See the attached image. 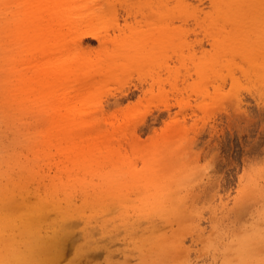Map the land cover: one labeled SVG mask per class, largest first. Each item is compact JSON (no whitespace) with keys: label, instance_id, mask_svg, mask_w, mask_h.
Returning <instances> with one entry per match:
<instances>
[{"label":"rangeland","instance_id":"rangeland-1","mask_svg":"<svg viewBox=\"0 0 264 264\" xmlns=\"http://www.w3.org/2000/svg\"><path fill=\"white\" fill-rule=\"evenodd\" d=\"M111 2L110 51L143 38L148 51L118 57L107 76L103 63L100 73L73 75L74 89L92 97L78 126L57 127L19 105L11 116L17 104L1 102L9 110L0 180H18L17 164L29 170L28 192H16L12 209L41 225L38 258L264 264V0ZM10 31L0 26L2 59ZM82 43L99 48L95 38ZM9 76L1 62L0 83ZM74 135L85 142L75 145ZM47 190L63 203L49 201L38 219Z\"/></svg>","mask_w":264,"mask_h":264},{"label":"bare ground","instance_id":"bare-ground-1","mask_svg":"<svg viewBox=\"0 0 264 264\" xmlns=\"http://www.w3.org/2000/svg\"><path fill=\"white\" fill-rule=\"evenodd\" d=\"M111 1L0 0V18L5 19L2 20L5 23L3 27L1 24L0 26L5 32H8V28L11 30L8 45L12 48L3 59L0 58V65L2 62L5 69L10 72L9 81L3 85L0 83V127L7 125L5 119L7 116L4 112L9 110L2 108V101L17 104L10 110L11 116L19 105V108L28 111H39L44 122L51 121L57 127L69 124L70 127L78 126L79 122L72 124L76 122L77 116L83 115L88 108L84 107L86 101L92 97L88 92L74 89L73 75L76 72L100 73L103 63L102 74L107 76L119 67L118 57H134L143 53L146 55L148 49L143 43L144 38L136 44L134 39H129L126 52L121 48L115 51L108 48L107 32L109 28L118 26L116 20V23L113 22L108 28L107 16L114 12ZM161 28L165 29L161 30V34L169 33H166L169 40L170 29L167 26ZM161 34L155 36L163 39L161 36L166 34ZM231 36L232 34L229 36L230 40L233 39ZM86 37L98 40L99 48L95 53L91 49L83 48L82 42ZM114 43L118 45V40H114ZM154 46L160 45L154 43ZM260 51L264 52L262 49ZM93 54L99 58H93ZM14 87L12 91L11 88ZM74 90L77 95L71 99L70 93ZM82 141L85 142L80 136L74 140L77 146L82 145ZM11 160L17 162L16 153ZM17 168L18 180L8 183L0 180V264H49L46 258L45 262L38 258V251H43V247L39 248L36 243V240H41L37 238L41 236V230L39 231L41 225H31L30 211L12 209V200L16 192L20 194L22 192L18 190L28 192L26 189L28 185L23 180L28 178L29 170L26 169L28 173L25 174L23 165L17 164ZM1 177L8 176L1 173L0 169ZM44 197L46 201L42 200V204L37 208L38 219H42L45 213H48L49 208L46 204L49 201L54 202V209L61 207L63 203V200L56 198L54 192L50 190L45 191ZM70 227L71 225L68 229ZM51 245L47 243L45 252H48Z\"/></svg>","mask_w":264,"mask_h":264}]
</instances>
